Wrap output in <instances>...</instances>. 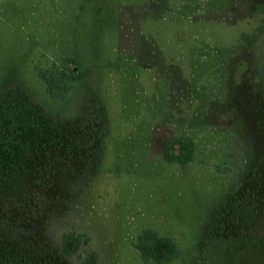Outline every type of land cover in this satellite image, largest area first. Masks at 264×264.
<instances>
[{
	"label": "rangeland",
	"instance_id": "1",
	"mask_svg": "<svg viewBox=\"0 0 264 264\" xmlns=\"http://www.w3.org/2000/svg\"><path fill=\"white\" fill-rule=\"evenodd\" d=\"M69 58L79 78L51 98L38 72ZM35 111L46 183L10 206L2 190L0 218L39 263L143 264L148 228L169 264H264V0H0V129ZM178 137L185 164L162 157ZM71 232L87 241L64 257Z\"/></svg>",
	"mask_w": 264,
	"mask_h": 264
},
{
	"label": "trees",
	"instance_id": "2",
	"mask_svg": "<svg viewBox=\"0 0 264 264\" xmlns=\"http://www.w3.org/2000/svg\"><path fill=\"white\" fill-rule=\"evenodd\" d=\"M68 63V70L53 66L38 72L46 93L51 98L62 99L70 89L72 81L79 78L75 60L69 58ZM34 117L35 125L31 123V118ZM7 120V124L0 129V192L3 190L6 193L9 206L19 203L20 198L35 202V183L43 186L46 181L35 180V174L29 173L28 168L34 164L38 151L35 141L43 135L45 118L35 111V115L29 114L19 121L12 115ZM30 127L34 128L37 138H26L25 135L32 131ZM161 148L164 160L185 164L192 158L194 145L190 138L178 137L163 141ZM16 222L10 211L6 219L0 218V264H49L46 260L43 263L38 262L37 258L42 253L35 247L34 242L23 235ZM85 241L87 239H83L79 233L64 234L58 244V251L64 257L72 256ZM133 246L139 252L143 264H169L180 253L171 238L148 228L137 234ZM96 259V253L92 251L84 261L85 264H96Z\"/></svg>",
	"mask_w": 264,
	"mask_h": 264
}]
</instances>
